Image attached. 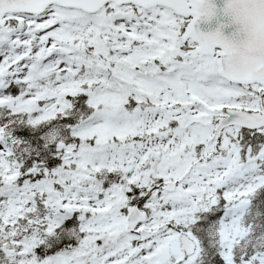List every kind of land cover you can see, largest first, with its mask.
Listing matches in <instances>:
<instances>
[{
    "label": "snow or ice",
    "instance_id": "1",
    "mask_svg": "<svg viewBox=\"0 0 264 264\" xmlns=\"http://www.w3.org/2000/svg\"><path fill=\"white\" fill-rule=\"evenodd\" d=\"M0 264H264V0H0Z\"/></svg>",
    "mask_w": 264,
    "mask_h": 264
},
{
    "label": "water",
    "instance_id": "2",
    "mask_svg": "<svg viewBox=\"0 0 264 264\" xmlns=\"http://www.w3.org/2000/svg\"><path fill=\"white\" fill-rule=\"evenodd\" d=\"M216 2H217L218 5L221 3V2H219V1H217V0H216Z\"/></svg>",
    "mask_w": 264,
    "mask_h": 264
},
{
    "label": "bare ground",
    "instance_id": "3",
    "mask_svg": "<svg viewBox=\"0 0 264 264\" xmlns=\"http://www.w3.org/2000/svg\"><path fill=\"white\" fill-rule=\"evenodd\" d=\"M217 1L221 2V0H217Z\"/></svg>",
    "mask_w": 264,
    "mask_h": 264
}]
</instances>
